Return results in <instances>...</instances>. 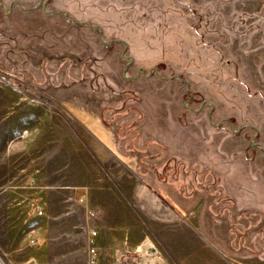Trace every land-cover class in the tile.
<instances>
[{
    "label": "rangeland",
    "instance_id": "obj_1",
    "mask_svg": "<svg viewBox=\"0 0 264 264\" xmlns=\"http://www.w3.org/2000/svg\"><path fill=\"white\" fill-rule=\"evenodd\" d=\"M161 81L184 87L183 124L215 127V167L226 164L225 192L244 208L230 242L219 226L229 248L214 263L264 264V0H0V168L21 217L15 233L0 221L1 252L21 237L35 264H194L185 232L144 207L136 172L161 161L124 155L110 129L138 82Z\"/></svg>",
    "mask_w": 264,
    "mask_h": 264
},
{
    "label": "crops",
    "instance_id": "obj_2",
    "mask_svg": "<svg viewBox=\"0 0 264 264\" xmlns=\"http://www.w3.org/2000/svg\"><path fill=\"white\" fill-rule=\"evenodd\" d=\"M38 1L45 0H35V2ZM62 11L64 15H68L65 9ZM104 33V29H100L102 40ZM138 83H144L145 89L128 93L129 104L124 106L126 108L123 111L127 115L113 118L115 120L110 129L121 144L124 155L155 156L161 161L159 169L136 172L143 180L146 192L151 199L149 204L144 203V207L152 205L154 208L165 210V213L160 211L161 217L158 218L159 221H156L159 226L169 228L175 226L178 232H185L184 234L182 232L186 239H183L181 247L187 251L191 250L194 264H213L217 257V248H223L224 255H228L229 247L226 245L221 247L218 243L221 231L219 226L224 227L225 234L228 235L226 238L230 242L232 225L239 226L241 231L242 223L247 222L246 217L241 216L244 209L241 202L236 203L228 199L225 192L224 182L231 172L226 170L225 163H221L222 168L215 167L217 152L215 145L210 147L209 145L210 140H214L216 129L209 123L195 122L192 125H186L180 121L185 91L181 84L161 81L159 86L155 87L151 82ZM119 92V90H112V98ZM112 107L117 108L119 112L120 101L118 100ZM119 130L123 131L122 134L120 133V139ZM128 148L133 150L132 154L127 151ZM218 149L219 154L226 156L225 146L222 145ZM222 160L225 162V159L222 158ZM0 176H3V180L5 179V182L0 185V198L3 196L2 201L5 202L0 221L1 224L6 225L7 232L15 233L14 225L21 223V217L17 216L16 209V216L13 215L11 208L10 192L14 188L10 186L11 181L10 183L6 181L7 170L2 167ZM3 180L0 179V182ZM233 204L238 209L237 216H233L231 212ZM185 225H190V230H185L183 227ZM171 240L167 239L168 242ZM22 242L21 237L15 238L11 243L18 247L11 248L6 244L2 252L0 251V255L8 258L10 264H24L23 261L19 262L15 259L19 257H31V264H35L34 257L37 256L35 249L23 248ZM31 243V246L35 244L32 241ZM26 244H30L29 240ZM176 246H179L178 243Z\"/></svg>",
    "mask_w": 264,
    "mask_h": 264
},
{
    "label": "bare ground",
    "instance_id": "obj_3",
    "mask_svg": "<svg viewBox=\"0 0 264 264\" xmlns=\"http://www.w3.org/2000/svg\"><path fill=\"white\" fill-rule=\"evenodd\" d=\"M94 123H95V125L99 128V130H97V131H101L102 132V136L103 137H105V139H107L108 140V142H110L111 144L113 143L112 141V136H111V133H110V131L109 130H107L104 126H103V124L101 123V121H99V120H96V121H94ZM96 127V128H97ZM97 128V129H98ZM100 133V132H99ZM109 144V143H108ZM117 153H118V151H117ZM120 155V154H119ZM122 156V155H121ZM147 245V247L146 248H149L148 246L150 245V246H152V244H146ZM141 248H143V247H141ZM144 249V248H143ZM148 250V249H147ZM144 251H146V249L144 250ZM147 252V251H146ZM144 253V252H143ZM146 255L147 256H149V254H147L146 253Z\"/></svg>",
    "mask_w": 264,
    "mask_h": 264
},
{
    "label": "built area",
    "instance_id": "obj_4",
    "mask_svg": "<svg viewBox=\"0 0 264 264\" xmlns=\"http://www.w3.org/2000/svg\"><path fill=\"white\" fill-rule=\"evenodd\" d=\"M96 235H97V232L94 231V232H93V236H96ZM32 242L35 243V239L32 240ZM91 253H92L93 257L96 258V256H97V250H96V248H92V249H91Z\"/></svg>",
    "mask_w": 264,
    "mask_h": 264
}]
</instances>
